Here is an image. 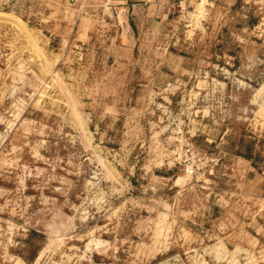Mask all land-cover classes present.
<instances>
[{
  "label": "rangeland",
  "instance_id": "374dc122",
  "mask_svg": "<svg viewBox=\"0 0 264 264\" xmlns=\"http://www.w3.org/2000/svg\"><path fill=\"white\" fill-rule=\"evenodd\" d=\"M143 4L0 0V264H264V0Z\"/></svg>",
  "mask_w": 264,
  "mask_h": 264
},
{
  "label": "crops",
  "instance_id": "0c3cea01",
  "mask_svg": "<svg viewBox=\"0 0 264 264\" xmlns=\"http://www.w3.org/2000/svg\"><path fill=\"white\" fill-rule=\"evenodd\" d=\"M151 2L152 0H143V6L141 7V9L143 10V12H148L151 9ZM150 5V6H148Z\"/></svg>",
  "mask_w": 264,
  "mask_h": 264
}]
</instances>
